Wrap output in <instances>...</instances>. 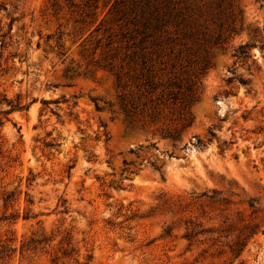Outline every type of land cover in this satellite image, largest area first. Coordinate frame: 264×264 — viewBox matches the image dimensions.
Returning <instances> with one entry per match:
<instances>
[{
    "label": "rangeland",
    "instance_id": "374dc122",
    "mask_svg": "<svg viewBox=\"0 0 264 264\" xmlns=\"http://www.w3.org/2000/svg\"><path fill=\"white\" fill-rule=\"evenodd\" d=\"M0 3V264H264V224L235 259L163 205L264 206V0Z\"/></svg>",
    "mask_w": 264,
    "mask_h": 264
},
{
    "label": "trees",
    "instance_id": "16d2710c",
    "mask_svg": "<svg viewBox=\"0 0 264 264\" xmlns=\"http://www.w3.org/2000/svg\"><path fill=\"white\" fill-rule=\"evenodd\" d=\"M7 10V6L0 3V11ZM1 32L2 46H5L6 38L10 30ZM251 45L246 43L236 50V55L250 57ZM157 75L149 76L141 74L136 80L138 93H154L157 91L158 84L154 81ZM121 81V76H119ZM243 84H248L247 80L241 79ZM140 96H138L139 98ZM137 98V99H138ZM126 102V98H123ZM47 103V100L43 101ZM132 107H138V101H129ZM128 102V103H129ZM12 103V102H10ZM17 107L28 108L29 105H21L19 101ZM126 111L127 106L124 105ZM12 194H7L6 201L10 200ZM163 205L172 213L200 211L197 216H189L185 221L187 232L184 235L190 244L194 240L211 242V247H217L220 253H229L232 258H240L250 241L262 231L264 224V206L259 200L249 197L245 192L230 191L225 194L223 190L213 189L204 191L201 194L192 195L190 199L182 197H167ZM64 210H68L65 206ZM175 211V212H174ZM206 221V223H205ZM264 231V230H263ZM172 227L167 229V234L171 235ZM205 236V239H199ZM4 253V250H2Z\"/></svg>",
    "mask_w": 264,
    "mask_h": 264
}]
</instances>
